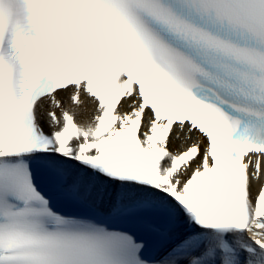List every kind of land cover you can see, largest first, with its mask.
<instances>
[{
	"label": "snow or ice",
	"instance_id": "obj_1",
	"mask_svg": "<svg viewBox=\"0 0 264 264\" xmlns=\"http://www.w3.org/2000/svg\"><path fill=\"white\" fill-rule=\"evenodd\" d=\"M0 264H264V0H0Z\"/></svg>",
	"mask_w": 264,
	"mask_h": 264
},
{
	"label": "bare ground",
	"instance_id": "obj_2",
	"mask_svg": "<svg viewBox=\"0 0 264 264\" xmlns=\"http://www.w3.org/2000/svg\"><path fill=\"white\" fill-rule=\"evenodd\" d=\"M64 100L65 101H67L68 99L66 98V96H64ZM88 110H84V111H81V112H79V115L80 116H83V115H87L88 114ZM42 121H44L45 120V115L42 117V119H41Z\"/></svg>",
	"mask_w": 264,
	"mask_h": 264
}]
</instances>
